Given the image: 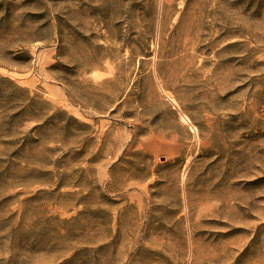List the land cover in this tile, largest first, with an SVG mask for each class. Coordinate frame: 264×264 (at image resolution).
Listing matches in <instances>:
<instances>
[{
	"label": "rangeland",
	"instance_id": "1",
	"mask_svg": "<svg viewBox=\"0 0 264 264\" xmlns=\"http://www.w3.org/2000/svg\"><path fill=\"white\" fill-rule=\"evenodd\" d=\"M0 264H264V0H0Z\"/></svg>",
	"mask_w": 264,
	"mask_h": 264
}]
</instances>
